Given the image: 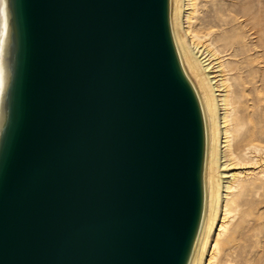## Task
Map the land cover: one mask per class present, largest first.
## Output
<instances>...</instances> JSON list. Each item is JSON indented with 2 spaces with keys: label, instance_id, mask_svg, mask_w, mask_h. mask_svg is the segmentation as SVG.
Listing matches in <instances>:
<instances>
[{
  "label": "water",
  "instance_id": "obj_1",
  "mask_svg": "<svg viewBox=\"0 0 264 264\" xmlns=\"http://www.w3.org/2000/svg\"><path fill=\"white\" fill-rule=\"evenodd\" d=\"M0 264H188L205 127L170 0H5Z\"/></svg>",
  "mask_w": 264,
  "mask_h": 264
},
{
  "label": "bare ground",
  "instance_id": "obj_2",
  "mask_svg": "<svg viewBox=\"0 0 264 264\" xmlns=\"http://www.w3.org/2000/svg\"><path fill=\"white\" fill-rule=\"evenodd\" d=\"M198 4L199 0H175V6L171 15L170 0L171 35H173L186 76L189 75L188 70L194 78L196 86L191 77L188 76L201 103L205 127L204 204L200 227L188 264H238L236 258H232V254H236L238 257L236 252L237 246L234 243L235 241L237 242L241 226L237 222V224L234 223L236 219V212L234 211L238 212L236 207L238 208L242 203L245 204L247 197L252 198L259 195L261 190L264 192V145L262 144L264 143V129L260 126L261 124L257 125L256 123L246 133H242L243 129L242 124L239 122L238 103L233 89L234 85L229 81L230 76L226 70V63L231 60L230 57L240 55V60L235 59L241 65L239 68L237 67L239 69V76L243 77V68L247 69L249 65L248 52L251 50V48H248L249 44L245 37L257 38L254 33L257 34L260 29L250 31L248 34L247 31L253 30L254 27L249 28V25H244L243 27L246 31L236 35V38L228 49L229 52L220 50L215 44L216 38L212 35L211 31L198 35L193 30L192 23L198 14ZM6 13L5 0H0V104L6 82L4 56L7 45ZM240 19L242 20V18ZM248 19L250 18L248 17ZM251 19L250 21L252 22ZM224 23L226 24V22ZM261 36L263 37V34ZM256 62L253 61V63ZM263 62L264 60H262ZM259 66L257 67L259 68ZM251 73L255 74L253 70ZM255 77H257V82H259L254 81L255 84H259L261 88L255 87L254 82L252 84L257 90L262 89L263 91L264 75L260 74ZM258 96L260 97V95ZM254 101L255 99H252L250 103L251 107L256 106ZM214 160L216 162L217 173L214 179L211 178L212 176L210 177L211 180L209 177H206L205 172ZM261 194L264 195V193ZM258 205L256 204V206ZM262 210L260 209L259 211ZM249 219L242 220V227L245 222H249ZM246 226L248 227V225ZM232 250L234 251L232 252ZM263 251L261 252L264 255ZM255 255L257 257L256 253ZM245 257H247V260L243 261L245 262L244 264H260L261 260L254 261L251 259L252 257H249L250 259L246 255Z\"/></svg>",
  "mask_w": 264,
  "mask_h": 264
},
{
  "label": "rangeland",
  "instance_id": "obj_3",
  "mask_svg": "<svg viewBox=\"0 0 264 264\" xmlns=\"http://www.w3.org/2000/svg\"><path fill=\"white\" fill-rule=\"evenodd\" d=\"M241 1L242 0H199V4L197 5L198 14L194 18L192 25H193V30L198 35H203L211 31L212 35L216 38L215 44L220 50H223L225 52H229L228 49L230 48L233 40L236 38V35H238L240 32L244 33V31H246L245 28L243 27L244 25L246 24L249 25V28L254 27L253 30L247 31L248 34L250 33V31H254V30L257 31V29H260L259 30L260 32L258 31L257 34L254 33L257 38H250V36L245 37V39L248 41V44H249L248 48H251V50L248 52L249 59L248 57H246L249 60V65L247 69L243 68L244 71L243 69H241V71H243L242 73L243 77L239 76V69H237V67L239 68V66H241L238 61L241 59L240 55L235 56V57H230L231 60H229L228 63H226V70L228 71L227 73L230 76L229 81L233 83L234 85L233 89L235 91L236 99L238 103L237 112L239 116V122L242 124V129H243L242 133L244 134L250 129V127L255 126L256 123L257 125L261 124L260 126H262L264 129V103H263L264 100H262L264 98L263 97L264 89L262 91V89L257 90L255 88L256 86H258V88L260 87L259 84H257L259 82H257L256 80L257 77L255 76L256 75L258 76L260 74L264 75L263 73L264 72V62L262 63V60H264L263 59L264 58V0H250V1L243 0L242 2ZM174 6H175V0H171V15H172ZM248 17L250 19L252 17L251 19L252 22L250 21V19H248L249 21L247 20ZM240 18H242L243 22H241L242 20ZM224 22H226V24ZM262 34H263V37L261 36ZM252 43L254 44L252 45ZM254 47H256V49H254ZM255 56L257 58L258 57L260 58L257 59ZM235 58H237L238 60ZM256 59L259 64L256 62ZM253 61L256 63H253ZM252 64L254 65L252 66ZM259 65H261L262 67ZM184 66L186 68L185 63H184ZM257 66L261 68L259 69ZM252 70L255 72V74L253 73L255 76L251 73ZM187 72L189 74L188 76H190L194 82V78L191 76V73L188 70ZM254 81L257 83L255 84ZM252 82H254L255 87L252 84ZM258 95H260V97ZM252 99L253 100L255 99L254 102L256 106L251 107L250 103L252 102ZM262 144L264 145V143ZM205 173H206V177L210 178L212 176L211 178L214 179L217 173L215 160L210 164V166L208 167ZM261 193H264L263 190H261L260 194L256 195L255 197H252V198L247 197V200H246L247 203L246 202L245 204L242 203L241 206H239L238 208L236 207V210H238V212L234 211L236 212L235 213L236 215L234 214L236 217L234 223L235 224L239 223V226H241L239 229L240 230L239 237L237 239V242L239 241L240 242L237 243L235 241L234 243L237 246L236 252L238 254V257L236 256V254H232L233 256L235 255V257L232 256V258L233 259L236 258V261H238V264H240L241 261H242L241 264L245 263L243 262L244 260H247V257H245V255L248 256V259L252 257L251 259L254 261L261 260L259 263L264 264V255L261 252L264 249V247H262L264 246V214H263L264 213V202H263L264 195ZM256 204L257 205L259 204V205L256 206ZM247 206L249 207L247 208ZM260 209H263V210L259 211ZM243 218L244 219L250 218V219H249V222H245L244 226L242 227L241 223H242V220H244ZM246 225H248V227ZM233 251L234 250H232V252ZM255 253L257 254V257Z\"/></svg>",
  "mask_w": 264,
  "mask_h": 264
}]
</instances>
